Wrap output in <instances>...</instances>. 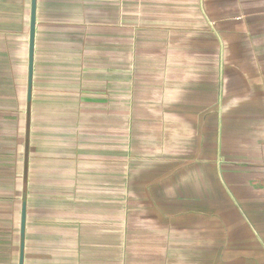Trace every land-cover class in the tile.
Listing matches in <instances>:
<instances>
[{
  "label": "crops",
  "instance_id": "0c3cea01",
  "mask_svg": "<svg viewBox=\"0 0 264 264\" xmlns=\"http://www.w3.org/2000/svg\"><path fill=\"white\" fill-rule=\"evenodd\" d=\"M30 17L0 0V264L23 194L22 264H264L262 1L36 0L29 82Z\"/></svg>",
  "mask_w": 264,
  "mask_h": 264
},
{
  "label": "water",
  "instance_id": "95a60500",
  "mask_svg": "<svg viewBox=\"0 0 264 264\" xmlns=\"http://www.w3.org/2000/svg\"><path fill=\"white\" fill-rule=\"evenodd\" d=\"M35 1L31 0V17H30V34H29V53H28V61H29V70H28V80L30 82L31 76V64H32V55H33V42H34V16H35ZM26 165H27V152L24 153V174L26 173ZM25 189V176L23 181V190ZM22 201V213H21V226H20V257L19 264L23 263V246H24V222H25V207H24V194Z\"/></svg>",
  "mask_w": 264,
  "mask_h": 264
},
{
  "label": "built area",
  "instance_id": "2783aa9c",
  "mask_svg": "<svg viewBox=\"0 0 264 264\" xmlns=\"http://www.w3.org/2000/svg\"><path fill=\"white\" fill-rule=\"evenodd\" d=\"M262 1V4L264 5V0H261Z\"/></svg>",
  "mask_w": 264,
  "mask_h": 264
}]
</instances>
